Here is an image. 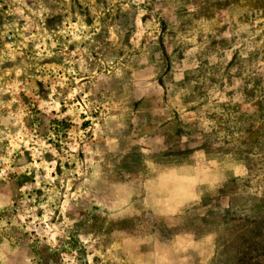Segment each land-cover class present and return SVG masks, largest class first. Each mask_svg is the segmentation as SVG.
<instances>
[{
	"label": "rangeland",
	"instance_id": "1",
	"mask_svg": "<svg viewBox=\"0 0 264 264\" xmlns=\"http://www.w3.org/2000/svg\"><path fill=\"white\" fill-rule=\"evenodd\" d=\"M264 0H0V264H264Z\"/></svg>",
	"mask_w": 264,
	"mask_h": 264
},
{
	"label": "trees",
	"instance_id": "2",
	"mask_svg": "<svg viewBox=\"0 0 264 264\" xmlns=\"http://www.w3.org/2000/svg\"><path fill=\"white\" fill-rule=\"evenodd\" d=\"M261 248H263V249H264V240H263V241H261Z\"/></svg>",
	"mask_w": 264,
	"mask_h": 264
}]
</instances>
